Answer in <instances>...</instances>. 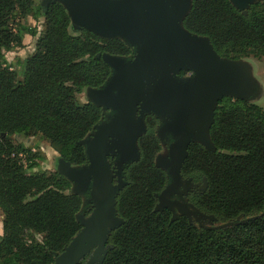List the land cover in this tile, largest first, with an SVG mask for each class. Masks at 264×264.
Wrapping results in <instances>:
<instances>
[{
    "label": "trees",
    "instance_id": "trees-1",
    "mask_svg": "<svg viewBox=\"0 0 264 264\" xmlns=\"http://www.w3.org/2000/svg\"><path fill=\"white\" fill-rule=\"evenodd\" d=\"M26 15L42 19L43 32L19 80L5 52L21 45L23 29L36 35L35 27L19 23ZM183 26L206 36L220 57H264V2L250 4L243 14L229 0H191ZM69 27L58 2L0 0V264H52L81 228L77 211L85 217L92 209V202L81 205L80 197L68 192L64 177L33 174L42 155L11 139L38 134L65 161L87 163L79 141L103 113L92 103H79L76 95L110 75L98 54L131 58L133 53L120 39H101L86 30L71 34ZM145 122L139 159L123 169L125 184L115 196L122 223L107 236L102 264H264V110L223 96L208 130L214 150L198 143L187 147L180 174L206 182L202 192L187 194V201L216 223L248 218L222 229L200 227L184 215L171 220L168 208L154 210L167 176L153 162L160 150L157 120L147 115Z\"/></svg>",
    "mask_w": 264,
    "mask_h": 264
},
{
    "label": "water",
    "instance_id": "water-1",
    "mask_svg": "<svg viewBox=\"0 0 264 264\" xmlns=\"http://www.w3.org/2000/svg\"><path fill=\"white\" fill-rule=\"evenodd\" d=\"M177 1L180 13L177 12L167 22L164 0H42L41 5L53 2L60 3L71 19V27L74 30L87 28L103 37H123L134 46L133 56L129 59L118 58L108 53L98 54L111 68V75L105 80L104 88L94 91L93 100L95 103L111 108V116L96 124L91 134L79 141L85 146L88 160L84 164V168L75 169L60 156L61 162L66 168L65 172L70 175V178L82 181V190L88 192L89 196L86 201L92 202V209L85 217L82 215L77 217L76 214V219L79 220L81 228L63 248L62 252L55 257L52 264H78L85 257L86 260L83 264H102L109 248L107 236L111 229L122 223V219L116 215L115 196L125 184L123 179L121 182L116 178V183H113L115 176L107 159L108 147L110 144L111 146L117 145L120 149L121 158H128L134 154L135 132L140 129L143 130L141 123L136 120L138 109H151L158 115L167 117L169 120L165 129L168 134L176 135L175 125L178 123L182 106L177 112L175 122V120L173 121L174 117L167 110L161 108V104L157 105V100L180 88V85L177 84L161 90L147 98L143 95L144 72L155 52L162 48L169 53V56L181 54L194 59L198 50L205 48L208 50L209 48L211 56L216 57L221 63L245 60L244 58L220 57L206 36L189 32L183 26V20L191 8V0ZM229 2L237 10L246 14L250 4L260 2V0H229ZM133 28H137L135 35L132 34L133 32L131 33ZM130 38H133L135 43L131 42ZM223 96L246 101L244 98L232 94ZM221 97L215 100L211 120L206 124L204 130L192 129L191 132L186 133L182 140L174 139L168 146V160L162 162L160 166L156 164V166L169 169L170 182L156 194L158 201L154 210L159 211L162 209L161 206L166 207L172 213L171 220H174L177 217L173 214L170 206L172 204L177 208L178 215H184L189 221H194L206 229L230 227L239 222H245L248 218L240 219L237 217L235 221L216 223L212 215L199 211L192 203L189 202L194 210L181 209L177 201L170 200L165 195L178 185L180 169L187 155V147L190 142H200L206 149L214 150L208 130L213 122L214 108ZM173 147L183 149L177 162L173 159ZM137 159L138 156L135 161ZM72 193L77 194L76 191ZM187 213L191 214L194 219H189ZM201 217L212 218L214 223L204 225L200 223Z\"/></svg>",
    "mask_w": 264,
    "mask_h": 264
},
{
    "label": "rangeland",
    "instance_id": "rangeland-1",
    "mask_svg": "<svg viewBox=\"0 0 264 264\" xmlns=\"http://www.w3.org/2000/svg\"><path fill=\"white\" fill-rule=\"evenodd\" d=\"M255 1V0H252ZM259 1V0H258ZM37 4H41L42 0H36ZM241 2V1H239ZM251 2V1H248ZM264 2V0H260ZM164 8L166 13L167 22L173 18L179 11V3L177 0H164ZM70 19V18H69ZM18 21L21 25L33 28L35 27L37 33L32 36L26 29L22 30L23 37L20 46H13L10 51L5 52V57L8 53H15L11 59L6 58L7 63L16 72L17 78L20 80L23 75L24 63L26 59L33 53L35 47L36 38L42 34L43 25L42 19L35 21L30 15L25 17H19ZM137 28L131 30L132 34H137L135 31ZM86 30L93 33L87 28H81L76 31L70 27L69 32L71 34H78L79 31ZM95 36L101 39H120L131 51L134 53V46L129 44L123 37H103L93 33ZM140 34V31H139ZM131 42H134L133 38H130ZM135 43V42H134ZM207 45V44H206ZM23 52V55L20 53ZM107 53V52H105ZM211 52L205 48L198 50L194 59L186 57L181 54H176L172 57L164 49L159 48L148 67L145 69L143 77L145 98L151 94L158 93L161 90L171 88L177 84L180 88L175 89L169 94H166L159 98L157 105L161 104V108L167 110L168 113L173 116V121L176 122L177 112L182 106L178 123L175 125L177 129L176 135L168 134L165 129L167 121L169 120L165 116H160L151 109L139 108L137 112V122L141 123L143 130L135 132V148L134 154L128 158H121L120 149L117 145H109L107 159L114 172V178L119 179L122 182L123 169L138 156L139 148L138 138L146 132L145 118L147 115L153 116L157 120L155 126V136L159 140L160 150L154 156V165H162V162L168 160V146L170 143L176 140H182L186 133L191 132L192 129L197 131H203L206 124L211 120L212 108L215 100L223 95L232 94L244 98L248 103L255 104L264 110V57L254 58L252 56L244 58L245 60H238L233 62H219L216 57H212ZM109 54V53H108ZM115 55V54H112ZM118 58L129 59L128 56L115 55ZM111 75V68H110ZM109 75V76H110ZM108 76V77H109ZM105 83V82H104ZM98 87H85L76 95L79 103H92L98 106L102 113V121L107 120L111 116V108L104 106L103 104L95 103L93 100V93L96 90L104 88L105 84ZM168 97V98H167ZM166 98V100H165ZM165 100V103L163 102ZM184 102V104H183ZM12 141L15 144L22 145L23 147H31L32 151H39L42 155L39 167L30 170L33 174L39 172L57 173L64 177L69 183L70 187L68 192H77L83 205L88 198V192L82 190V181L74 180L70 178V175L65 172V166L61 162V157L55 152L49 144L42 139L38 134H31L28 136L13 134L11 136ZM198 143L203 146L200 142ZM204 147V146H203ZM183 149L179 147H173L172 154L173 159L177 162ZM138 153V155H137ZM137 159V160H138ZM71 164V163H70ZM85 164V163H84ZM84 164H71L70 166L75 169L84 168ZM183 164V163H182ZM167 176V184L170 182L169 169L167 167H159ZM205 181L201 180L194 182L189 177H183L180 174L178 185L171 192L165 196L170 200L177 201L181 209L194 210L192 205L187 201V194L199 193L205 188ZM74 194V193H73ZM173 214L178 217L177 208L170 204ZM161 208H166L162 207ZM82 214L81 208L77 211V217ZM188 214V218L193 220L194 217ZM2 220L3 213L0 210V235L2 234ZM200 223L204 225H210L214 223L212 218H200ZM40 238V236H38Z\"/></svg>",
    "mask_w": 264,
    "mask_h": 264
},
{
    "label": "clouds",
    "instance_id": "clouds-1",
    "mask_svg": "<svg viewBox=\"0 0 264 264\" xmlns=\"http://www.w3.org/2000/svg\"><path fill=\"white\" fill-rule=\"evenodd\" d=\"M14 54H15V53H8L6 58L11 59V57H12ZM23 54H24L23 52L20 53V55H23Z\"/></svg>",
    "mask_w": 264,
    "mask_h": 264
}]
</instances>
